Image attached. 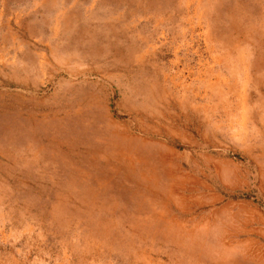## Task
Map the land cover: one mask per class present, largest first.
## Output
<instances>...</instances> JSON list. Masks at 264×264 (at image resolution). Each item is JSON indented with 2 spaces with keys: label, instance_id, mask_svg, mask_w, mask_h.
Here are the masks:
<instances>
[{
  "label": "rangeland",
  "instance_id": "rangeland-1",
  "mask_svg": "<svg viewBox=\"0 0 264 264\" xmlns=\"http://www.w3.org/2000/svg\"><path fill=\"white\" fill-rule=\"evenodd\" d=\"M0 264H264V0H0Z\"/></svg>",
  "mask_w": 264,
  "mask_h": 264
}]
</instances>
